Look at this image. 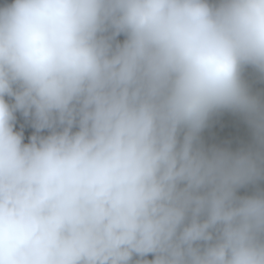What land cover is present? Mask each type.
I'll return each instance as SVG.
<instances>
[{"label": "clouds", "instance_id": "9594fccd", "mask_svg": "<svg viewBox=\"0 0 264 264\" xmlns=\"http://www.w3.org/2000/svg\"><path fill=\"white\" fill-rule=\"evenodd\" d=\"M0 264H264V0H0Z\"/></svg>", "mask_w": 264, "mask_h": 264}, {"label": "built area", "instance_id": "2783aa9c", "mask_svg": "<svg viewBox=\"0 0 264 264\" xmlns=\"http://www.w3.org/2000/svg\"><path fill=\"white\" fill-rule=\"evenodd\" d=\"M27 134H30V132H29V133H27Z\"/></svg>", "mask_w": 264, "mask_h": 264}]
</instances>
